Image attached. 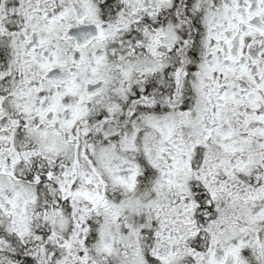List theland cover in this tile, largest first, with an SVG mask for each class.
Here are the masks:
<instances>
[{
    "label": "snow or ice",
    "instance_id": "obj_1",
    "mask_svg": "<svg viewBox=\"0 0 264 264\" xmlns=\"http://www.w3.org/2000/svg\"><path fill=\"white\" fill-rule=\"evenodd\" d=\"M0 264H264V0H0Z\"/></svg>",
    "mask_w": 264,
    "mask_h": 264
}]
</instances>
